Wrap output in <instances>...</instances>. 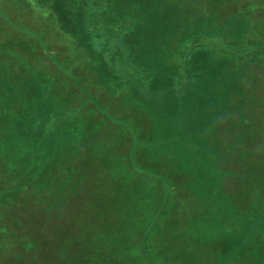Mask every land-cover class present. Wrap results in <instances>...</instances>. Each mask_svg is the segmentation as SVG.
<instances>
[{
  "label": "trees",
  "instance_id": "16d2710c",
  "mask_svg": "<svg viewBox=\"0 0 264 264\" xmlns=\"http://www.w3.org/2000/svg\"><path fill=\"white\" fill-rule=\"evenodd\" d=\"M110 1L22 0L24 8L29 13L54 15V31L58 32V36L67 39L75 46L74 51L82 52L87 60L86 55H89L95 64L111 66L113 74L110 78L116 73L119 74L118 67H123L124 75L115 82L116 93L123 88V84L130 85L132 91L137 89L138 92H142L152 80L150 86L159 87L149 86L150 88L146 89V96H160L161 100L158 103L170 107L162 114L165 123L161 126H157V114L153 112L152 117L148 114L150 110H146L147 122L143 120V131L139 135L133 130L132 133L129 132V129L120 131V125L109 119L106 132L110 142L112 139L117 142V151L121 153L124 165H127L124 177L118 176V172L114 171L118 179L110 177V181L118 183L120 191L123 187L131 192L132 199L111 219H107L106 215L99 218L104 224L110 223L112 219L115 223L107 229L102 242L82 247L73 244L74 252H70V257L74 258L77 264H245L244 261L238 260L242 255V246L261 234L264 236L262 187L264 174L259 173L264 170V156H256L264 145L252 144V140L264 143V123L262 124L261 120L264 116L260 117L262 114L260 112L264 110L260 109V103L254 105L259 102L258 100L247 102L237 99L244 96L232 99L229 93L224 96L225 92L230 90L228 82L224 80L227 74H221L223 85L214 84L213 90L206 93L196 88V83L199 82L194 81L196 74L190 70V63L203 55L202 51L211 52L212 47L222 48L227 52L236 50L233 44L235 41H229V34L224 35L229 32L230 7L227 8V17L223 15L218 21L213 15L216 4L213 10L210 6L200 10L198 2L196 3L198 0H191L195 1L193 6L188 4L191 6L189 13L188 10L180 13V6H174L175 3L168 6L164 0H114L112 3ZM153 4L156 5L152 7ZM164 4L167 11H171L170 14L175 16H172V24L178 21L180 32L177 33L180 34L181 43L174 37L172 45L174 48H170L168 53L167 50L164 51L166 57L162 60L170 59L171 66L158 67V71L151 69L150 73L138 61L142 50L138 49L136 40L139 42L141 38L139 36L143 32L133 33V30H138L140 21L136 16L141 8L150 9V15H153L157 11L164 12L161 8ZM239 9L236 6V11ZM19 13H24L26 17L24 24L32 25L30 21H26L30 18V15L27 17V12ZM145 14L147 11L143 13ZM126 16L129 17L123 23L120 19ZM131 19L136 21L133 23ZM214 20L218 21L217 27L219 24L222 27L219 31L212 28ZM201 22L203 25L200 28ZM124 27L131 28L128 29L129 36L124 37L126 42L119 37ZM145 31L147 34L148 30L144 29ZM153 33L155 32L151 31V34ZM153 38L154 36L151 38L152 45ZM49 40L47 43L54 47L58 46L50 38ZM196 40L198 41L195 42ZM185 41L188 43L187 49L182 52L181 46ZM47 43L42 41L37 43L38 52L42 54L41 46ZM61 46L68 51L65 45ZM247 49L249 48L245 46L236 50L243 58V63L246 60ZM151 51L159 50L152 48ZM122 55L125 56V61L119 63L118 59ZM155 61L157 64V60ZM259 63H264V60H260ZM26 65L30 67V64ZM10 66L19 73L23 71V66L15 58H12ZM43 67L52 73L54 64L47 60ZM138 77L143 79L139 89L138 83L134 82ZM244 82V75H241L240 82L235 87L236 92L241 86L240 90H244ZM2 88L4 91L0 92V264H14L11 261L14 259L24 261V264L28 262L41 264V260H54L63 254L54 245L55 240L62 236L59 230L65 221L75 220L81 216L82 196L86 192L88 195L91 193V187H83L80 180L84 179V175L80 173L91 166L89 165V159L92 158L91 141L88 138V131L91 133V130L86 121L93 116L88 115L87 111L86 120L81 122V130L75 134L71 131L73 124H69L72 122L70 112L62 119L54 118L50 114H43L42 107L37 110L35 100L29 110L24 106V110L21 111L23 104H16V97L20 95L18 89L15 91L17 95H12L6 91L5 86ZM192 88H196L193 93L190 92ZM26 89L33 93L34 86L30 76H24V92ZM48 90L49 87L44 89V92ZM51 93L48 92L47 95ZM131 93L127 92L128 95ZM180 96L183 99H180ZM218 96H224L226 100L218 101ZM180 102L184 104L185 110L189 109L191 113L194 124L192 131H188L182 125L183 118L181 119L179 113L173 117L171 108L178 106ZM66 103L68 109L69 106L76 108L79 105L75 104V101ZM88 104L83 103L82 106L87 108ZM217 104L223 109L229 106L228 119L223 122L221 117L216 118ZM208 106L210 110L206 112ZM203 110L207 114L205 118L200 116ZM186 111L188 113V110ZM212 116L217 119V123H213L216 120L213 121ZM58 121L66 123L70 129L61 132L58 125L55 126ZM120 122L122 121H118ZM208 125L210 130H206ZM249 128L257 129L258 133L252 136L250 133H255V130L248 132ZM160 131L163 133L159 134ZM29 139H34L40 148L32 146L31 155L24 156L22 146L17 145ZM169 141H172L171 148L149 150L151 142L161 147ZM59 144L68 148H60ZM69 148L71 156L67 150ZM112 157L116 158L117 155L112 154ZM132 162L143 164L137 168L139 172L146 174L137 172ZM108 163L115 168V159L109 160ZM242 164L244 166H241ZM97 168L96 181L102 186L99 176H105V173H102L105 167ZM129 172L130 178L127 176ZM142 174L147 178L140 177ZM146 185H150L159 194L158 204L148 213L144 212L145 210H138L136 206L145 201L147 204L151 202L155 204L154 194L155 196L157 194L147 191ZM236 194L244 199L245 209L240 208L239 200L237 201L234 196ZM193 196L200 203L192 201ZM117 201L114 202V211L118 209ZM91 205L92 202L89 203L90 207ZM87 206L86 202L85 207ZM102 214H105L104 211ZM143 215L147 217L146 223H143ZM220 216L229 218V223L232 222L234 225L230 223L227 239L226 230L216 232L217 228H210V223H220L217 221ZM258 224L262 226L260 229ZM252 227L254 231L250 233ZM237 228H240V231L233 234L232 231ZM218 240L221 241L220 244L217 243ZM91 246V251L85 249ZM132 249L136 251L135 255H131ZM62 250L67 252L68 248ZM256 250H260L261 257L252 259L249 264H264V250L259 248Z\"/></svg>",
  "mask_w": 264,
  "mask_h": 264
},
{
  "label": "rangeland",
  "instance_id": "374dc122",
  "mask_svg": "<svg viewBox=\"0 0 264 264\" xmlns=\"http://www.w3.org/2000/svg\"><path fill=\"white\" fill-rule=\"evenodd\" d=\"M113 1L114 0H111L110 2L112 3ZM164 1L168 6H171L173 3H175L174 6H180V13L185 12V10H188L189 13V8H191V6L188 4H192L193 6L195 3V1L191 0ZM197 2L200 10L207 6H210L213 10L214 5L216 4V10H214V14L212 11V14L216 16L218 21H220L219 18L223 15L227 17V8L230 7L231 11L229 17L231 16V19L229 32L224 35L229 34V38L231 39H229V41H235L233 44L236 50L245 46L249 49H247L248 51L245 55L246 60L244 63L242 62L243 58L236 53V50L227 52L222 48L212 47L211 52L202 51L203 55L198 56L195 62L190 63V70L196 74L194 81L199 82L196 83V88H200L201 91L208 93V91L213 90L214 84H222V80L220 79L221 74H227L224 76V80L228 82L227 86H229L230 90L229 92H225L224 96L229 93V97L232 99L236 96H244V98L237 99L247 102L250 100H258L259 102L254 103V105L260 103V109L264 110V63H259L260 60H264V0H198L196 3ZM165 4L161 7L164 12L157 11L156 14L150 15V9L146 10L141 8L137 12L136 16L140 21L138 31L143 32L139 36L141 37L139 42L138 39L136 40V43H138V49L142 50L138 61H140V65L148 69L150 73L152 72L151 69H156L158 71V67L168 68V66H171L172 61L170 59L162 60L166 57L164 51L167 50L168 53L170 48H174L172 46L175 41L174 37H177L178 42L181 43L179 34L180 26L178 25V21L176 20L175 23L172 24L173 15L170 14L171 11H167V6ZM154 5L156 4H153L152 7ZM236 6L240 8L239 11H236ZM22 11L27 12V17L30 15L29 20L26 21H30L29 23L32 25H28L27 23L24 24V18L26 17H24V13H19ZM145 11H147V14L143 15ZM163 14H166V16L164 17ZM53 16L54 15L47 13H29L26 8H24V2H22V0H0V92L3 93L4 89L2 86H5L6 91L12 93V95H17L15 91L18 89L20 95L19 97H16V104H23L21 111L24 110V106L29 110L32 106L33 100H35L37 103V110L42 107L44 108V111L42 112L43 114H50L54 118L62 119L65 114L70 112L69 115L72 117V122L69 124H73L71 131L75 134L81 130V122L86 120L85 116L87 111L88 115L93 116V118L87 119L88 121H86V123L89 124V128L91 130V133L88 131V138L91 141L90 155L92 158L95 157V159L93 160L90 158V168L80 173V175H84V179L80 180L83 182V187H91V193L88 195L86 192L82 196L80 209V211L82 210L81 216L77 217L75 220L69 219L67 222L65 221L64 225L59 230L62 236L55 240L54 245L57 246V249L59 248V251H62L63 254L54 260L40 261L41 264H77L75 259L70 257V252H74L72 248L73 244H76L78 247H82L102 242L107 229L115 223L114 219H112L113 221L110 223L104 224L103 220L100 222L101 219L99 220V218H103L105 217L103 215H106L107 219H111L115 216V214L119 213L123 209L124 205L126 206L129 204L132 199L131 192L123 187L120 191L119 184L110 181V177L118 179V177L114 175V171L118 172V176L120 175L124 177L127 165H124L122 155L117 151V142L113 139L110 142L109 136L106 132L108 128L107 123L110 120L113 122L115 121L120 125V131H124V129L126 130L128 128L129 132L132 133L133 130V132L138 133L139 135V133L141 134L143 131V120L147 122L145 117L146 110H150V113L148 114L151 116L152 114L154 115L153 112L157 114V126H161L165 123L162 114L170 107L165 104L158 103L159 100H161L160 96H146V89L150 86L152 80H150L142 92H138L137 89L132 91L130 89L131 87L129 88L130 85L123 84V88L116 93L115 82H118L124 75L122 73L124 68L118 67L119 74L117 75L116 73L113 78H110V75L113 74V71L110 70L111 66H101L95 64L91 61V56L85 54L88 56L87 60L86 57L82 55V52L77 53L74 51L75 46H73V44L71 45L67 39L58 36V32L54 31L55 25ZM128 17L129 16H126L120 20L124 23ZM131 20L133 23L136 21V19ZM186 20L187 17L184 18V22H186ZM218 21H213V30L214 28H217L216 31H219V28H222L220 27V24L219 27H217ZM202 25L203 24L201 22L199 27L201 28ZM207 26L208 23H206V27ZM132 28H134V26ZM169 28L171 29L168 30ZM128 29L131 28L124 27L122 34L119 36L123 42H126L124 37L129 36ZM144 29L148 30L147 34H145L146 31L144 32ZM151 31L155 32L153 33L154 35L151 34ZM177 31L179 32L177 33ZM152 36H154L153 45L151 42ZM49 38L58 46L54 47L47 43V41H50ZM57 39H59V41H57ZM54 40L56 41L54 42ZM40 41L47 43V45L41 46L43 50L42 54L40 51L38 52L36 46V44L40 43ZM197 41L198 40L195 42ZM187 44V41L183 42V45L181 46L182 52L185 48L187 49ZM61 45H65V48L68 51H65L64 47ZM144 45H146L145 49H143ZM150 48L151 50L153 48L159 51H151ZM258 48L262 49L259 50ZM232 52L234 53L232 54ZM161 55H163V57H160ZM12 58H15L17 62L21 63L23 71L19 73L18 71L12 70V67L10 66ZM47 60L54 64L52 73L46 70V67H43V65L47 63ZM155 60H157V64ZM124 61L125 56L122 55L118 59V62L124 63ZM26 64H30V67ZM18 70H20V68ZM241 75H244V90H240L242 88L241 86L236 92L235 87L238 86ZM24 76H30V80L34 86L33 93H31L28 89L24 92ZM124 79L127 80L126 77ZM142 81V77H138L137 80L134 79V82L136 84L138 83V89ZM47 87H49V90L45 93L44 89ZM150 87L159 86L151 85ZM196 88H192L190 92L193 93ZM48 92L52 93L47 95ZM127 92L132 93L131 95H128ZM224 96H218V101L226 100ZM230 98H227V100H230ZM180 99L183 98L180 96ZM70 101H75V104L78 103L79 105L76 108L69 106L68 109L66 102ZM83 103H89L87 108L82 106ZM181 104L182 102H180L178 106L171 108L173 117L175 118L179 113L181 115V119L183 118L182 125L188 131H192L191 128L194 127V124L192 122L191 113L189 109H186L188 110V113H186L187 111L185 110L184 104ZM185 104L188 103L185 102ZM217 107L218 116L216 118L221 117V122L228 119L229 106L223 109V107L220 108V105L217 104ZM209 110L210 106H208L206 112ZM260 113H262L260 114V117H263L264 112ZM150 115L149 117H151ZM200 116L205 118L207 114L203 110ZM200 116L197 115V117ZM216 118L212 116L213 121L216 120L213 123H217ZM117 120L122 122L118 123ZM261 120H263V124L264 117L261 118ZM56 125H58L61 132H65L70 129V127L63 122L59 123L58 121L55 123V126ZM202 130H204V128H202ZM206 130H210V125L207 126ZM254 130L255 133H250L252 136H255L253 134H257L258 130L254 128L248 129V132H253ZM162 133V131L159 132V134ZM256 141L254 142L252 140V144L257 146L264 145L263 141ZM166 143L167 144H163L161 147H158L156 143L151 142V144H149V150L172 147V141ZM17 146H22L21 150L24 151V156L25 154L27 156L31 155L30 149L32 146L36 149L40 148L34 139L25 140ZM59 147L68 148V146L63 144H59ZM53 150L56 151L55 148H53ZM67 150H69V155L71 156L70 148ZM260 151V153L256 154L257 157L264 156V148H260ZM112 154H116L117 157H112ZM112 159H115V168L110 166L108 163V161ZM234 162L236 161H233V163ZM222 163L223 162H221V164ZM132 164L134 169L139 172L137 165L133 162ZM98 166L105 167L102 170V173L104 172L105 176H99V179L102 181V186H100L96 181ZM241 166L244 165L242 164ZM111 173L113 175H111ZM139 173L146 174L142 171ZM259 173L261 175L264 174V170ZM142 175H140V177L145 179L147 178V176ZM127 176L130 178L131 172H129ZM262 187L264 190V185ZM146 190L153 194L156 192L157 194V191L150 185H146ZM158 195L159 194L155 196L154 194V198L156 199L155 204L152 202L147 204L146 201L142 202L140 205H138V203L136 205L138 206V210H145L144 212L146 213H148V211H153L158 204ZM234 196L237 201L239 200L240 208L245 209L246 206L242 196L239 194ZM115 200H118L116 203L118 208V211L116 210L117 212L113 210ZM192 201L200 203L194 196ZM86 202L88 203L87 207H85ZM90 202H92L91 207L89 206ZM103 211L105 214H102ZM99 214L102 215L99 216ZM205 214H207V212H205ZM228 219L229 218L225 219V217L223 218L220 216L217 220L220 223H210V228H217L215 229L216 232L223 230L227 231L230 223L233 225L232 222L229 223ZM142 220L143 223H146L147 217L143 215ZM104 222H106V220ZM70 223L74 225H69ZM239 231L240 228H237L234 229L232 233L237 234ZM227 236L228 231L226 239ZM263 239L264 236L261 234L256 237L255 240L253 239L252 242L247 243L245 246L243 245L241 248L242 255H240L238 260L244 261L245 264H249L252 259H259L261 257V252L260 250L257 251L256 248L264 250ZM219 241L220 240H218L217 243ZM65 247L68 248L67 252L62 250V248ZM85 249L91 251L92 246L90 248L86 247ZM135 254L136 251L132 249L131 255ZM135 259L138 261L136 257ZM11 261H13L14 264H24V261H18V259ZM27 264L31 263L28 262Z\"/></svg>",
  "mask_w": 264,
  "mask_h": 264
},
{
  "label": "crops",
  "instance_id": "0c3cea01",
  "mask_svg": "<svg viewBox=\"0 0 264 264\" xmlns=\"http://www.w3.org/2000/svg\"><path fill=\"white\" fill-rule=\"evenodd\" d=\"M136 32H138L139 33V31L138 30H136V29H134L133 30V33H136ZM137 33V34H138ZM140 55V54H139ZM136 56H137V54H136ZM135 63H137V62H135ZM128 129V128H127ZM126 129V130H127ZM125 130V129H124ZM137 166H143V164H141V163H138V164H136ZM264 213V212H263ZM262 226H261V224H258V229H260ZM252 231H254V228L252 227V228H250V230H249V232L251 233Z\"/></svg>",
  "mask_w": 264,
  "mask_h": 264
}]
</instances>
